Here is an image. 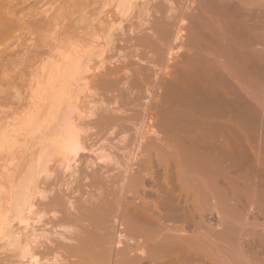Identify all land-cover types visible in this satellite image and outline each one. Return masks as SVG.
Instances as JSON below:
<instances>
[{
	"label": "bare ground",
	"instance_id": "bare-ground-1",
	"mask_svg": "<svg viewBox=\"0 0 264 264\" xmlns=\"http://www.w3.org/2000/svg\"><path fill=\"white\" fill-rule=\"evenodd\" d=\"M173 1L69 0L75 25L57 37L62 7L44 4L31 26L52 41L9 97L17 106L0 103V264H264V107L251 87L264 76V0ZM8 3L3 44L22 24ZM182 46L183 80L156 87L166 105L153 120L147 95L125 97L131 58L155 51L144 61L154 70L135 68L157 78ZM219 115L239 122L243 142L184 144L189 125ZM115 149H128L123 161Z\"/></svg>",
	"mask_w": 264,
	"mask_h": 264
},
{
	"label": "rangeland",
	"instance_id": "rangeland-1",
	"mask_svg": "<svg viewBox=\"0 0 264 264\" xmlns=\"http://www.w3.org/2000/svg\"><path fill=\"white\" fill-rule=\"evenodd\" d=\"M8 1H9V3H8L9 5H6V7H7L6 10H10L11 11L12 17H14V21L16 20L15 22L18 21L20 24H21V22H22V24L23 23L24 24L23 25L22 24L21 25L19 24L20 25V28H21L20 29L19 26H17L18 23L17 24L15 23V25L18 28L16 26H14V23H13L12 24V27L9 28L8 31L11 32L13 26H14V28H13L14 30L11 33L8 34L10 37L6 35L7 38L9 37L7 39L8 41L6 42V44L1 43L2 40L0 42L1 43V45H0V103H1V100L3 99V97H6V95L8 96V97H6V99H7L6 101H8V99H11L9 97H12L13 96L12 97L13 99H11V101L13 100V102H15L14 101L15 100V97H14L15 95H13V94H15L14 92L16 90H19L20 91L22 89V85H23V82H24L25 75L27 74L28 70L30 69L29 66L32 63V60L34 58H36L35 57L36 55L40 54V51L42 49H44V48L47 49L48 48L47 45L50 43L49 41L53 38L52 37L53 35H56V37H57L58 35H60V32L59 31H61V29H62V31H67L69 29L68 27H66L68 29H65V26H67V22H70V23H68V26H69V24H71L72 28L74 27L75 23H73V18H71L70 16L76 15V14H74V13H76L74 11H77L75 9L73 11L72 10H69L70 9L69 6L71 7V4L70 5H67L66 4V3H68L69 0H65L67 2H65V1L62 0V3H61V0H60V3L63 4V5H61L59 2H57V0H8ZM35 1H36L37 4L35 3ZM182 2H183V0H174L173 1L174 5H176V6H179V4H181ZM44 4H45L46 7L49 6V8L51 10H53V11L57 7H59V6L62 7V10L61 9L58 10L59 11L58 14H55L56 15L57 25L59 24L56 28L59 29V30H56V32L53 35H51L52 32H50L51 34L48 32L49 30H46L45 29V31H44V28L45 27L44 28L42 27L41 29H39V31L41 33H38L37 32V34H38L37 35V34H35L36 33L35 31L38 29V27L36 28V30L34 29V27H32L33 25H35V21L38 23L40 17H42V14L43 13H41L40 11H42L43 9L46 8L44 6ZM47 4H50V5H47ZM37 11H39L41 15ZM53 11H52V13H53ZM70 11H72L74 13L71 14L72 12L70 13ZM52 13L49 14V15H52ZM23 16H24V18H23ZM27 20L29 22H31V23H29ZM23 21H25V22H23ZM32 21H34L33 22L34 24H32ZM60 21L63 22L64 24L61 25L62 23L60 24ZM37 23H36V25H37ZM78 23L79 22H76L77 25H78ZM60 25H61V27H60ZM21 26H23L25 28H23ZM17 29L18 30L20 29V30L18 31ZM30 30L33 31V32H30ZM57 31L59 32L58 35L56 34ZM68 32H70V30ZM1 37H2V39H5V38H3V36H1ZM176 42H177V44L179 43L178 45H181V43L178 42V41H175L174 44H176ZM182 42H183V39H182ZM260 47L261 48H264V42L260 44ZM175 50H177V49H175ZM2 52H4V53H2ZM155 53L156 52L153 51V50L147 51L145 53V55H141V57L144 59L143 61H138L136 58H131L132 64H131V66H129V68L130 67H134V68H131L129 70L130 72L128 74L129 75H132V76L131 77H128V79L129 78L133 79L132 80V84H135L134 87H136L137 84H139V85L136 88H134L133 85H131V83H130L129 85H131L133 87V89L131 87L129 89V90L132 89L131 90V92H132L131 95L130 96L128 94L126 95V92H125V97L127 96V98H129V99L130 98L132 99L133 96L135 97V96H137V93H141V92L144 95H147L145 97H144V95H142L144 97V99H142L140 101V103H143V104L145 103L146 104L147 101H148L149 102V105L151 104L150 108L152 107L151 109H153V110L155 109L154 111L151 110V112H153V120L156 119V118H158L160 116L162 109L165 108V105H166L163 102V100H161V97L159 98V96L161 95L162 90L161 89L159 90V94H160L159 95L157 92H155V91L158 90V89L156 90V87L158 85L159 86H163L164 84L168 85V84H170V82H173V81H176V80H179V79H182L183 80V46H182V49L179 50L178 57H176V58L174 57V58H172V59H170L168 61L167 64H168L169 68H166V70L163 71V72L158 71V73L160 72L159 74H157V76H158L157 78L158 79L156 78V76H152V72H148L150 70H154V68L152 69V67L150 66V64L144 63V61H145L146 58L147 59L148 58L150 59L151 56H155ZM138 55H140V54H138ZM135 66H136V68L139 66L141 68V71H142V69L144 71V68H146V69L149 68V70L147 72H148V75L150 73V77L148 79L147 78L144 79V76L142 77V75L141 76L138 75V73L140 72V70L137 71L136 68H135ZM140 68H138V69H140ZM144 72H146V71H144ZM141 73H139V74H141ZM144 74H146V76H148L147 73H144ZM137 75L140 76L141 78L138 77ZM134 77L137 78V81L138 82L140 81L141 84H140V82L137 83L134 80L135 79ZM256 77H257V81H255L253 83L251 82V85L253 84L251 86V87H253L252 88L253 89L252 92L255 90V92L257 94V98H258L257 100L261 101V104L264 107V78H263L264 76L262 78L260 76L259 77L256 76ZM130 80H129V82H131ZM133 82H135V83H133ZM153 82L155 84H153ZM161 82H162V84H161ZM152 84L155 86V89H154V87H153ZM15 88H16V90H15ZM151 88H152V90H151ZM6 90L8 92H10V93L12 92V94L8 93ZM9 90H11V91H9ZM12 90H14V91H12ZM152 91H153V94L155 93L154 95L156 97H158V98H155V96L153 98H150L151 95H152V93H151ZM82 95L80 94L81 97H82ZM109 95H110V92H109ZM148 96H149V98H148ZM4 99L2 100V102H3V103H1L2 105L5 102ZM134 101H135V99H134ZM8 102L6 104H9V106H10L12 102H9V103ZM16 103H14V104H16ZM131 104H133V101L132 100H130V101L128 100L127 106H125V108H127V109H125V110L126 111L128 110L127 112L129 113V112H131L130 108L131 109H133V108L134 109H137V111H136L137 113L136 112H134V113H136V115L139 114L138 116L140 117L143 114V110L140 109V108H142L143 104H142V106L140 105L141 107L140 106H136L134 104L131 105ZM136 104L138 105V101L136 102ZM145 104H144L143 107H145ZM2 105H1V107H2ZM12 106H14L13 103H12V105L10 107H12ZM16 106L17 105H15L14 107H16ZM1 107H0V110L2 109ZM3 107H5V105H3ZM14 107H12V108H14ZM137 107H139V110H138ZM134 109H133V111H134ZM133 111H132V113H133ZM138 111H139V113H138ZM141 111H142V114H141ZM127 112H125V114H127ZM258 114H259L258 116H260L262 113L259 112ZM238 119L239 120L244 119V113L242 115H240V117H238ZM237 122L238 121H236L235 118H232V116L229 119L228 117L225 118L222 115H219V116H217L216 120H214L208 126L206 125V127L204 129H203V126L194 125V124L193 125H189L187 127V130L185 129V131H184V134H185V137H186V142L184 144L185 145H189V144L194 143V145H197V146H200V147H205V145H208L210 143H214V144L216 143V144H219V145H230V144L232 145L237 140H239V139L241 140V138H242V140L241 141L239 140L238 142H243V138H244L243 135H244L245 132H243V130H244V129L242 130L243 127L238 124L239 122L238 123ZM150 123H151V121H150ZM126 125H129V123H127ZM130 125L132 126V124H130ZM129 126H127V127H129ZM130 129H132V130H129V135L130 134H133L134 135V127L132 126V128H130ZM158 133H159V136L158 137H161V134L162 133H160V132H158ZM130 137H132V136L130 135ZM134 137L135 136H133V138ZM161 138H160V140H162V141H157L158 142V145L165 146V143H166L165 140H166V138L163 137V134H162V137ZM144 140L141 143H143ZM257 141H258V139H257ZM257 141H254L255 144H257ZM112 143H115V140H113ZM120 144L121 143H119V145ZM117 145L115 143V146L114 147L115 148L116 147L118 148ZM171 145H172V142H171ZM169 147H170V145H169ZM128 149H131V148L129 147ZM127 150L124 149V150L116 151V149H115L114 152H115L116 156L120 160L122 159V161H123L126 158V153H128ZM122 151L125 153V156H124V153ZM84 155L85 156H87V155L88 156H92L90 152H85ZM139 158L140 157L138 156L137 160ZM0 163H2V161ZM155 163H157V161L156 162L154 161V164ZM165 164H166V166H168L169 171L176 170L181 165L179 163V161L176 160L175 153H174L173 149L168 148V147H167V152H166ZM256 167L258 168V171L259 172H263V173H261V176H264V163H262L260 165H256ZM161 168H163V167H161ZM85 182H87V181L85 180ZM85 189H88V188H85ZM139 191L142 192L143 190L141 189ZM191 199H193L192 196H190V200ZM253 210L255 211V209H253ZM245 213H247V212H245ZM214 215L216 217V214H214ZM250 215H251V219H250ZM208 217H210V216H208ZM247 217H249L248 218V221L249 222H251V220L253 221L252 214H249L248 213L247 214ZM206 219L205 220L204 219L202 220L203 221V225L205 224L206 226H208L207 225L208 224L207 222H211V223L214 222V219L213 218L210 219V218H207L206 217ZM261 219L263 220V218H259V221H262ZM204 221H206V222L204 223ZM203 225H202V228H204ZM206 226H205V229H207ZM215 229L216 228L214 227L213 230H215ZM211 231H212V229L210 231H208V232H211ZM211 233L213 234V232H211Z\"/></svg>",
	"mask_w": 264,
	"mask_h": 264
}]
</instances>
